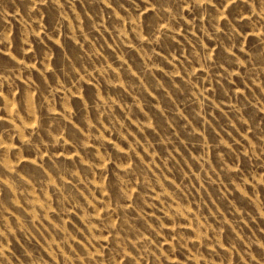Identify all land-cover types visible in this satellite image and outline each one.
<instances>
[{"label": "rangeland", "instance_id": "rangeland-1", "mask_svg": "<svg viewBox=\"0 0 264 264\" xmlns=\"http://www.w3.org/2000/svg\"><path fill=\"white\" fill-rule=\"evenodd\" d=\"M0 264H264V0H0Z\"/></svg>", "mask_w": 264, "mask_h": 264}]
</instances>
